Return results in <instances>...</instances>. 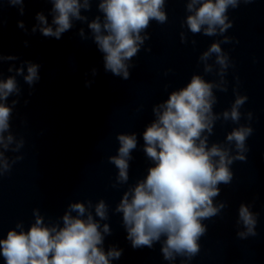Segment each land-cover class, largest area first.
<instances>
[{
  "label": "clouds",
  "instance_id": "obj_1",
  "mask_svg": "<svg viewBox=\"0 0 264 264\" xmlns=\"http://www.w3.org/2000/svg\"><path fill=\"white\" fill-rule=\"evenodd\" d=\"M26 2L28 0H2V4L16 7L21 16L25 14ZM42 2L51 5L48 15L44 11L36 12V23L30 33L23 20L17 21L18 28L26 34L39 32L45 38L59 40L75 22L86 24L88 34L81 27L78 35L82 40L91 39L103 54L104 71L123 80L130 78V69L135 67L133 58L150 39L147 30L151 22L165 24L168 21L167 0ZM252 2L185 0L188 14L181 27L186 26L193 35L223 36L222 41L211 43L199 56L204 73L214 74L219 80L208 81L200 74H193L186 85L171 91L167 99L152 106L154 119L142 133V151L151 165L142 179L127 187L114 209V213L122 214V227L131 247L152 249L159 243L162 258L169 264L178 258L180 264H189L199 255L200 240L208 232L204 221L219 216L227 207L226 202L216 201L220 185L232 183L231 165L235 161L247 160L246 153L250 149L246 142L254 130L250 123L240 124V121L243 115L250 122L253 114H244L240 109L248 97L234 89L235 99L229 109L216 113L213 108L217 103L214 89L227 92L225 75L232 66L228 53L221 47L222 43L232 41L224 35L233 26L228 10ZM93 3L100 14L89 19L82 13L90 12ZM5 23L0 15V30ZM180 39L181 43H187V34L181 32ZM191 43L195 45L196 41ZM24 44L28 46V41ZM17 60L20 57L0 51V177L10 173L12 165L23 159L19 155L12 158L6 155L19 152L25 144L23 137L17 139L13 134L10 123L23 95L17 77H22L29 86V96L41 79V65L31 60H22L19 67L9 64L10 75L5 77L3 64ZM97 72L96 68L91 69L93 77ZM93 82L86 80L85 87H91ZM10 97H15L11 103ZM28 102L24 100L25 105ZM221 119L238 126L226 134L223 142L209 144L215 123ZM116 139L119 143L117 154L108 157V162L118 170L111 185L113 188L128 184L132 153L138 147L135 132L118 133ZM252 208L253 203L243 202L238 207L236 236L240 240L258 235L259 213ZM32 214L34 222L27 230L23 222L18 221L15 228L0 238V257L4 264H113L123 254V249L115 245L105 250V237L110 236L112 230L108 223H101L110 219L109 205L104 199L95 204L91 200L70 202L56 222L46 223L39 208H34Z\"/></svg>",
  "mask_w": 264,
  "mask_h": 264
}]
</instances>
